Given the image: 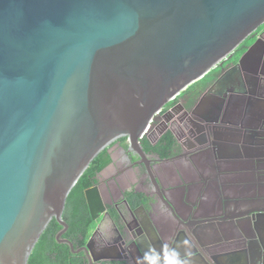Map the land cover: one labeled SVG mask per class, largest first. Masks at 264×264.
<instances>
[{
    "label": "water",
    "instance_id": "water-1",
    "mask_svg": "<svg viewBox=\"0 0 264 264\" xmlns=\"http://www.w3.org/2000/svg\"><path fill=\"white\" fill-rule=\"evenodd\" d=\"M263 25L264 0H0V264H28L53 219L59 239L93 160L123 137L140 148L160 111ZM239 257L216 250L209 264Z\"/></svg>",
    "mask_w": 264,
    "mask_h": 264
},
{
    "label": "flooded vegetation",
    "instance_id": "flooded-vegetation-1",
    "mask_svg": "<svg viewBox=\"0 0 264 264\" xmlns=\"http://www.w3.org/2000/svg\"><path fill=\"white\" fill-rule=\"evenodd\" d=\"M204 78L143 137L155 146L171 133L170 155L149 152L143 139L140 148L125 137L108 147L111 164L84 190L80 241L94 229L73 253L85 264H166L177 254L209 264L216 250L237 252V264H264V217L255 226L242 217L264 210V25ZM64 222L56 239L68 245Z\"/></svg>",
    "mask_w": 264,
    "mask_h": 264
},
{
    "label": "trees",
    "instance_id": "trees-1",
    "mask_svg": "<svg viewBox=\"0 0 264 264\" xmlns=\"http://www.w3.org/2000/svg\"><path fill=\"white\" fill-rule=\"evenodd\" d=\"M204 83H206V78L191 85L187 91L191 92ZM123 140L126 141L127 138H123ZM142 145L149 152H155L167 157L170 153H172V150L176 145V140L171 133H168L155 146H153L152 142L147 139L142 140ZM111 162L112 159L109 154V149L107 148L93 160L67 199L66 208L67 210H70L71 215L67 213L66 210L63 214V220L71 225V231L65 236V238H68L74 244L75 250L78 249L79 244L82 245L88 241L91 236V232L94 229V226H88L86 231L82 232L84 233V240L80 241L78 238V234L81 233L80 223L85 217L82 212L84 190L94 184L95 177L98 173L109 166ZM62 229L63 227L56 219L51 221L36 244L28 264H85L78 255L73 253L69 245L60 244L57 241L56 237Z\"/></svg>",
    "mask_w": 264,
    "mask_h": 264
},
{
    "label": "clouds",
    "instance_id": "clouds-1",
    "mask_svg": "<svg viewBox=\"0 0 264 264\" xmlns=\"http://www.w3.org/2000/svg\"><path fill=\"white\" fill-rule=\"evenodd\" d=\"M166 264H187V261L181 260L177 254L174 257H166Z\"/></svg>",
    "mask_w": 264,
    "mask_h": 264
}]
</instances>
